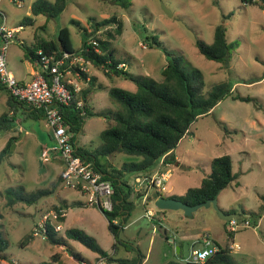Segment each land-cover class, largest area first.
Listing matches in <instances>:
<instances>
[{
    "label": "rangeland",
    "instance_id": "rangeland-1",
    "mask_svg": "<svg viewBox=\"0 0 264 264\" xmlns=\"http://www.w3.org/2000/svg\"><path fill=\"white\" fill-rule=\"evenodd\" d=\"M35 1L22 0V6H18L11 0H0V24L4 22L12 28L26 18L33 19L31 24L21 23L22 27L8 44L6 64L12 71L16 70L19 58L23 59L24 45L19 40L29 45L33 37L56 39L60 30L67 28L72 47L78 49L83 34L73 20L87 26L91 32V18L101 20L116 14L123 26L120 34H114L111 46L115 50V58L124 61L123 68L127 71L161 80L160 70L166 64L167 56L162 49L147 45L146 36L153 34L157 35L161 45L168 51L180 53L187 68L196 67L202 71L204 92L215 83L227 81L233 84V95L250 98L249 101H242L228 96L219 101L210 113L198 117L191 124L190 134L184 136L174 149L178 164L173 162L167 166L170 168V178L164 185L167 189L171 188V192L162 191L161 195L180 198L188 188L199 186L201 180L210 173V162L214 157L229 155L232 173L236 178L217 193L219 208L225 212L232 209L237 214L244 209L245 215L241 216L248 217L252 213H259L256 225L250 222L249 226L239 227L230 235L226 228L227 221L218 217L212 206H201L191 215H184L182 210H173L182 213L181 219L169 215L167 221L162 223L167 229L165 234L157 228L152 230L145 210L151 209L153 213L159 211L153 201L156 192L152 188L148 190L149 200L144 208L139 198L143 188L139 192L133 189L139 187L135 182L136 174L126 173L134 207L125 226L119 230L121 243L117 245L114 257L136 259L140 251L147 256L143 264H164L171 260L185 264L182 257L188 256L191 245L195 244L194 248L201 247L196 241L200 235L208 232L221 247L227 249L235 264H264V210H260L264 203L261 199L264 195V10L255 4L242 3L241 0H128L125 6L121 0H67L63 11L52 18L44 14L33 15L31 6ZM218 24L226 27L227 42L233 44L226 63L206 59L195 45L197 38L212 43L214 27ZM104 32L102 28L95 35L103 37ZM31 62L27 59V67L31 66ZM87 68L89 74L97 77L88 100L96 114L84 120L76 136V144L93 150L101 144L100 133L114 124L109 111H115L117 105L110 99L108 90L120 87L133 92L136 86L121 76L106 74L91 64ZM7 96L6 91L0 89V113L7 109ZM17 132L20 138L13 153L0 161V230L9 242L4 251L7 259L0 260V264H79L80 261L77 263L61 257L58 245L48 243L41 236H34L26 245H20L42 214L54 211L53 207L59 205L60 196L67 199L84 198L72 189H64L58 173L62 164L60 160L53 155L40 157V136L49 144L47 133H52L45 120L25 119L20 124L16 123L11 133L0 135V150L10 135L17 137ZM43 146L46 147L45 143ZM140 158L112 153L100 157V161L104 165L119 168L124 162ZM50 165L53 167L51 170ZM152 170L155 171L154 168ZM151 174L142 172L138 176L143 180ZM53 185V193L33 205L7 204V188L23 187L25 192H31ZM142 185H145V181ZM170 212L167 210V213ZM242 220L240 218L239 222ZM186 230L191 235L175 233ZM61 232L59 235L64 238L63 230ZM95 236L100 245L102 243L107 247L113 241L104 221L98 226ZM136 241L138 245H135ZM231 242L238 243L239 248L228 249ZM77 245L91 255V250L80 243ZM177 246H181V253L176 249ZM73 250L76 252L75 248ZM88 258L86 256V262ZM107 264L119 263L109 261Z\"/></svg>",
    "mask_w": 264,
    "mask_h": 264
},
{
    "label": "trees",
    "instance_id": "trees-1",
    "mask_svg": "<svg viewBox=\"0 0 264 264\" xmlns=\"http://www.w3.org/2000/svg\"><path fill=\"white\" fill-rule=\"evenodd\" d=\"M241 1L242 3L247 2L248 4L258 5L264 10V5L257 2L251 0ZM121 3L125 6L129 1L121 0ZM66 4L67 0H36L31 6V13L33 15L44 14L54 18L63 11ZM90 20H92L90 26L93 29L91 32L88 31L87 26L81 25L79 21H72L83 34L82 44L78 49L72 47L67 28H62L56 39L33 37L29 45L24 43L22 45H24L25 57L32 62L39 58L37 54L39 49L47 54L55 53L57 57H61L63 53H68L71 57L81 55L97 69L104 70L106 74L113 73L121 76L123 79L133 82L136 86V90L133 92L120 87H111L108 90V95L112 102L117 105L115 111H109V115L113 116L114 124L100 133L101 144L98 148L89 150L77 145V153L93 161L94 165L103 173L104 178L109 180L113 186V210L110 212L102 211L108 221L107 228L114 239L111 247L113 252L109 253L104 250L94 237L81 229H66L63 238L54 229L53 224L47 222L44 233L48 243L64 246L67 252L80 262L86 261L80 253L73 250L67 243L66 238L77 241L87 249L97 253L98 259L102 258L107 262L116 261L119 264H141L145 256L140 251L136 259L114 257L117 245L121 243L119 230H122L123 222H126L134 207V202L130 198L132 190L128 179L125 177L126 173H135V177L142 172L150 174L153 168L157 169L159 167V161L162 157H164V164L170 165L175 161L173 153L175 147L184 136L190 134V126L198 117L210 113L219 101L228 96L242 101H249L250 98L233 95V84L227 81L215 83L209 90L204 92L205 82L202 71L196 67L187 68L183 64V56L180 53L168 51L161 45L157 35L153 34L146 36L147 45L162 49L167 56V62L160 70L161 80L156 81L148 75H134L123 68L124 61L115 58V50L111 46L114 34L122 32V20L116 14L101 20L94 18ZM23 23L31 24L33 19L26 18L22 21ZM102 28L105 30L104 36L95 35ZM91 36H93L92 39L89 38ZM195 45L206 59L222 63L229 60L233 48V44L227 42L226 27L223 24L214 27L212 43L209 44L197 38ZM63 68H68V65L65 64ZM44 75L48 76L46 73ZM86 76H89L86 82L87 85L82 87L67 105L60 107L64 122L70 126V130L74 133L73 140L80 132L84 120L96 114L88 103L96 77L83 73L82 79L85 80ZM78 100L83 101L82 107L77 106ZM16 101L23 103L8 95L6 103L9 110L12 102ZM9 110L0 114V135L9 134L15 129V118L14 115H10ZM31 113L36 117H43L41 111L32 109ZM16 138L14 135L8 137L0 150V161L11 156ZM112 153H125L141 158L137 161L124 162L119 168L104 165L100 161V157ZM235 178L236 175L232 173L230 156L214 157L210 162V173L201 180L200 185L188 188L185 195L178 199L189 205L204 202L214 198L219 190L225 188ZM54 187L55 185L51 188H39L31 192H25L23 187L7 188L5 191L7 204L9 206L15 203L33 205L41 198L51 195L55 189ZM159 195L161 193L156 192L153 201ZM169 197L175 196L171 195ZM261 199L264 201V195L261 196ZM65 206L67 205L59 204L53 207L57 213V222L61 223L64 220L62 211ZM260 210H264V203L261 205ZM226 212L236 213L232 209ZM241 215H245L244 209L239 213V217L243 218L244 216ZM259 217V213L249 215L253 226L256 225V219ZM227 232L230 235L232 234L230 231ZM33 238V231H31L20 242V245H26ZM8 246L9 242L0 230V260L7 259L4 251ZM179 253H181V250ZM164 264L180 263L171 260ZM205 264H235V261L229 256L227 249H221L209 257Z\"/></svg>",
    "mask_w": 264,
    "mask_h": 264
},
{
    "label": "built area",
    "instance_id": "built-area-1",
    "mask_svg": "<svg viewBox=\"0 0 264 264\" xmlns=\"http://www.w3.org/2000/svg\"><path fill=\"white\" fill-rule=\"evenodd\" d=\"M18 6H22V0H11ZM260 5H264V0H251ZM248 4L247 2H244ZM18 28H9L6 23L0 24V86L6 93L14 99L21 101L34 110L43 112V119L48 127L52 130L54 144L43 149L41 157L46 158L53 155L62 163V171L60 173L61 183L64 187L72 189L86 199V204L93 206L102 211L113 210V186L111 182L104 178L103 173L93 163L82 155L77 153L76 140H73L74 133L70 130V126L66 124L60 112L62 105H67L73 96L82 89L83 85L89 79H82L83 73H88V65L83 56H69L63 53L61 57H57L55 53H44L41 49L37 51L39 58L35 61L40 70L35 73L33 78L28 82H20L13 73L8 69L6 64V51L9 42L14 37ZM97 51V49H96ZM68 68H63L64 65ZM92 65V64H91ZM46 73L48 76H45ZM89 74V73H88ZM82 100L77 101V106L82 107ZM164 157L159 161V167L150 175L144 177H135V182L139 187H134V191L139 192L143 188L140 195L144 208L149 200L148 190L153 189L154 192H167L164 183L170 178V168L168 164H164ZM145 181V185H142ZM146 216L151 219L153 212L151 209L145 210ZM240 223V217L231 218L227 221V230L235 233L239 227H247L250 225L248 216H244ZM47 222L53 224L56 231L61 230V223L57 222V213L55 211L42 214L40 220L32 229L34 236H41L46 239L44 233ZM196 243H200L201 247L194 248L190 246L189 254L182 260L185 264H201L204 263L214 253L225 249L204 233L199 237ZM228 249H238L239 244L231 242L227 246ZM105 260L100 259L98 264H102Z\"/></svg>",
    "mask_w": 264,
    "mask_h": 264
},
{
    "label": "crops",
    "instance_id": "crops-1",
    "mask_svg": "<svg viewBox=\"0 0 264 264\" xmlns=\"http://www.w3.org/2000/svg\"><path fill=\"white\" fill-rule=\"evenodd\" d=\"M21 23H19L18 26H13L12 28H18L19 29L20 27H22ZM19 42H21L20 43L21 45L24 43L23 40H19ZM22 57H23V59L25 61H23L22 58H19V62L16 64V70H14V71H12L10 69L9 70L13 73V75L16 77V79L18 81H20V82H28V81H30L33 78V76L35 75V73H37L40 70V68L38 67V65L35 62H31V66L30 67H27V65H26L27 58L25 57L24 52H22ZM11 59L12 58L10 57V61H11ZM90 75H92V74H90ZM96 81H97V77H96ZM86 85L87 84H84L83 87H85ZM0 89H4V88L0 86ZM92 93H93V91L90 93L89 99H90ZM7 100H8V96H7L6 100H5V104H6V107H7V109L5 111H8L9 110V106L6 103ZM31 111H32V108L28 107V105H26L25 103H20V102H17L16 101V102H12V104L10 105L9 113H10V115L12 114V115H14V117H16L15 118V121H14V123H15L14 125H16V123L20 124L21 121L22 120H25V119L44 120L42 116L36 117L35 115H33L31 113ZM47 134H48V137H49L48 140H50V143L49 144H48V142L43 141V139H44L43 136H40L42 138V141L39 144V146L41 147V150H40L41 152L43 151V149L49 148V147H51L54 144V143H52V140H53L52 133L48 132ZM19 138H20V135L17 132V138H16L15 145H16L17 141L19 140ZM37 138H39V135L37 136ZM44 143H45L46 147L43 146ZM14 149H15V146H14ZM14 149H13V151H14ZM41 152H40V157H41ZM173 153H174V151H173ZM174 158H175L174 163H175V165H177L178 162H176L177 157H176L175 154H174ZM49 167L47 166V169L48 168L50 170L53 169V167L51 165ZM61 171H62V164H61L60 172H58V173L60 174ZM155 171H156V169H155ZM155 171H153L152 174ZM64 189H65V187H64ZM167 191H169L168 193H170L171 192V188H169ZM81 196L84 199H80V198H78V199L77 198L76 199H67L65 197H61V196L59 197L60 198L58 200L59 201V204L67 205V206H65L63 208V211H62V216L64 217V220L61 222L62 223L61 224V230L58 231V234H61L62 233L61 232L62 230H63V233H64L66 229H69V228H77V229H81V230L85 231L87 234H89L92 237H95L96 238L95 233H97V228L104 221V225H105L106 231L110 234V236L113 239L112 234L109 232V230L107 228L108 221L105 218L104 214L99 209H97V208H95L93 206L87 205L86 204L85 197L83 195H81ZM168 196H171V195H168ZM150 198H152V196H150ZM153 199H154V196H153ZM217 200H218V197H217ZM169 211H171V212L170 213H167V210L166 211H160L159 210V211H156L155 213H153L152 218L149 219L150 220V223L152 225V230H155L157 228L158 230L162 231L165 234V232H166L167 229L164 228V226L162 225V223H164L165 221H167L169 215L170 216H175L178 220L181 219V214H182L181 212H179V211H173V210H169ZM114 222H116V220H114ZM125 223L126 222H123L124 226H125ZM175 233H176V235H191L188 230L183 231V232L176 231ZM206 233L208 235H210L208 232H206ZM200 237H201V235H200ZM213 239L216 241L215 238H213ZM66 240H67V243L71 247L75 248L76 252L80 253L81 256L84 259H86V256L89 257L88 258L89 261H87V262H80L79 263V261L75 260L72 256L69 255L68 252H66L64 246L58 245L59 251L61 250L60 251L61 257L64 256L65 258H68L69 260H72V261H76L79 264H86V263H88V264H98V262H99V260L101 258L98 259L99 257H98V254L97 253L92 252L91 255H89L87 253V251H85L83 248H81V247H79V245H77V243H78L77 241H74V240H71V239H67V238H66ZM98 241L100 242L99 239H98ZM113 242H114V239H113L112 242L109 243V247H107L105 245H102L101 242H100L101 245L100 244L99 245L104 250H106L107 252L112 253L113 250L111 249V247H112ZM138 244H139V242L136 241V244L135 245H138ZM55 246H57V245L55 244ZM180 250H181V246L179 247V251ZM146 257L147 256H145L143 258L141 264H143V262L146 260ZM114 262H116V261H114ZM107 263H108L107 261H104L102 264H107Z\"/></svg>",
    "mask_w": 264,
    "mask_h": 264
},
{
    "label": "water",
    "instance_id": "water-1",
    "mask_svg": "<svg viewBox=\"0 0 264 264\" xmlns=\"http://www.w3.org/2000/svg\"><path fill=\"white\" fill-rule=\"evenodd\" d=\"M165 10L169 12L167 9ZM154 206L160 210H182L184 215H191L193 211H195L197 208L201 206H204V207L212 206L214 210L217 212L218 217H220L221 219L225 221H228L231 218L239 217V214L237 213L225 212L219 208L217 194L212 199H208L204 202L196 203L193 205H189L175 197L159 195L154 200ZM176 249L179 250V247L177 246Z\"/></svg>",
    "mask_w": 264,
    "mask_h": 264
}]
</instances>
